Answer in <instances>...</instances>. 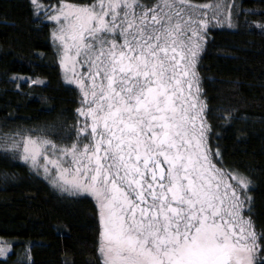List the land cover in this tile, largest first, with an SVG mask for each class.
<instances>
[{
    "label": "snow or ice",
    "instance_id": "snow-or-ice-1",
    "mask_svg": "<svg viewBox=\"0 0 264 264\" xmlns=\"http://www.w3.org/2000/svg\"><path fill=\"white\" fill-rule=\"evenodd\" d=\"M49 18L84 122L75 143L19 148L55 168L62 190L97 200L103 264H256L250 181L217 168L206 145L194 71L206 25L189 0H93Z\"/></svg>",
    "mask_w": 264,
    "mask_h": 264
},
{
    "label": "trees",
    "instance_id": "trees-1",
    "mask_svg": "<svg viewBox=\"0 0 264 264\" xmlns=\"http://www.w3.org/2000/svg\"><path fill=\"white\" fill-rule=\"evenodd\" d=\"M63 3L88 6L93 0H0V239L12 246L0 264H103L96 201L56 189L19 148L27 137L66 146L78 135L82 93L65 81L53 24L41 12ZM234 22L233 28H210L196 72L207 104L204 122L221 165L251 183L247 216L261 241V264L264 0H237Z\"/></svg>",
    "mask_w": 264,
    "mask_h": 264
},
{
    "label": "rangeland",
    "instance_id": "rangeland-1",
    "mask_svg": "<svg viewBox=\"0 0 264 264\" xmlns=\"http://www.w3.org/2000/svg\"><path fill=\"white\" fill-rule=\"evenodd\" d=\"M153 2H154V0L152 1V3ZM189 2L191 4V7L194 9V15L197 16V17H199V18H202V20L204 21V24L206 25V27L202 25L201 26V29H200V34L202 36V40L200 41V51H199V54L197 56V59H196L195 65H194V69L196 71H198L197 70L198 62L200 61L201 54L206 49V44L208 42V36H209L210 28L211 27H216V28H222V27H225V28H233L235 26V22H234V10H235L236 5H237V0H211L210 2H205V3H201V4H196L193 0L192 1L189 0ZM144 3L146 5H151L152 4V3L151 4H148L145 1H144ZM66 5L67 6H80V5L70 4V3H63V4H60L58 6H54V7L48 8V9L47 8H42L41 9V12L45 13V15H47V17H48V20L53 24V27H52V30H53V41H54L55 46L58 49V52L60 54V64H61V69H62L63 77H64L65 81L67 82V84L72 85V86L76 87L77 89H79V87L77 86L76 83H68V79L71 78V76H72L71 65L69 63V65L66 67L65 64L62 63V61H61V57H62V45H61V42L59 40L55 39V34H57V32H58L59 24H57V22H55V21H53V20H51L49 18L51 15L55 14V11L57 9L62 8L64 6H66ZM78 70H79V66L77 65V71ZM33 83H41V81L35 80V81H33ZM200 88H201V98H202V100H200V102L203 105V108L205 110H207V104L205 103L204 91L202 89V84H201ZM79 91L81 92L80 89H79ZM205 117L206 116H205V112H204V118H203L202 121L205 120ZM81 118H82V120H79L76 123V131H77V134H78V132H79V130H80L83 122H84V118L83 117H81ZM200 123H201V121H200ZM206 123L207 122H203V126L207 130L206 131V145H207V148L210 150V158L212 160V163L215 164L217 168L222 169L224 172L230 173L232 177H245V176H243V175H241V174H239V173H237L235 171L226 170V169L222 168V165H221V157H220L219 150L211 142L210 132L208 131V127L206 126ZM27 138H29V137H27ZM30 138L35 139L34 137H30ZM78 138L79 137L77 135V137L75 139V142H76V140ZM26 139H23L21 141V144ZM57 146H62V145H57ZM22 158H23V153H22ZM42 161H43V157H41L37 161V163L39 164ZM27 163L31 164V162H27ZM31 166L33 167L32 164H31ZM33 168H37V169L39 168V169H41L42 174L46 178V180H48L51 184H53V186L56 189H58L59 191H61L63 193H72L70 191H64V190H62V188L58 187L53 182V175H50V173L51 174H54L56 172V169L55 168H52L51 165H49V172L48 173H46L44 171V168L43 167H33ZM229 182L235 184L236 181H235V179H231ZM250 188H251V183L249 184L248 189H247L248 196H250L249 193H248V190H250ZM78 194L90 196L91 198H93L96 201L97 206L99 207V204H98L97 200L92 195L86 194V193H78ZM249 207L250 206H246L245 211H244V215H245L246 218H248L247 211H248ZM99 210H100V208H99ZM100 221H101L102 232H103V221H102L101 214H100ZM101 243H102V237H101ZM0 248L3 249V252H0L1 258L2 259H7L10 256V254L12 253V246H11V244H9V242H7L4 239H0ZM101 256H102V254H101ZM102 259H103V256H102Z\"/></svg>",
    "mask_w": 264,
    "mask_h": 264
},
{
    "label": "flooded vegetation",
    "instance_id": "flooded-vegetation-1",
    "mask_svg": "<svg viewBox=\"0 0 264 264\" xmlns=\"http://www.w3.org/2000/svg\"><path fill=\"white\" fill-rule=\"evenodd\" d=\"M194 71H195V73H196V75H197V77H198V79H199V76H198V72H196V70L194 69ZM199 81V80H198ZM193 91L195 92V89H193ZM198 96H199V100H202V98H201V88H200V84H199V93H198ZM201 106H202V113H201V116H202V118H204V112H205V109L203 108V105L201 104ZM203 120V119H202ZM204 121H202V123H203ZM197 123H200V121H198ZM223 168V167H222Z\"/></svg>",
    "mask_w": 264,
    "mask_h": 264
}]
</instances>
